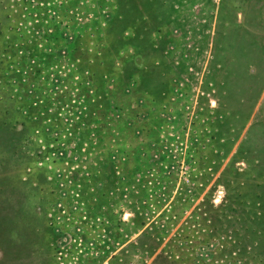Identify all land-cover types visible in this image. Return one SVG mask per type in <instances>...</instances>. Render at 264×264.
Listing matches in <instances>:
<instances>
[{"label": "rangeland", "instance_id": "1", "mask_svg": "<svg viewBox=\"0 0 264 264\" xmlns=\"http://www.w3.org/2000/svg\"><path fill=\"white\" fill-rule=\"evenodd\" d=\"M0 264H264V0H0Z\"/></svg>", "mask_w": 264, "mask_h": 264}, {"label": "built area", "instance_id": "2", "mask_svg": "<svg viewBox=\"0 0 264 264\" xmlns=\"http://www.w3.org/2000/svg\"><path fill=\"white\" fill-rule=\"evenodd\" d=\"M59 254H62V251L61 250L59 251Z\"/></svg>", "mask_w": 264, "mask_h": 264}]
</instances>
